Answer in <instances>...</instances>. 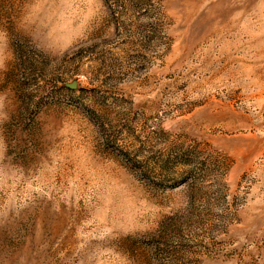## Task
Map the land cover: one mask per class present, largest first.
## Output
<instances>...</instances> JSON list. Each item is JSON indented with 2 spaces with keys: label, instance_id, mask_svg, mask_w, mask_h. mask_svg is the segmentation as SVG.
<instances>
[{
  "label": "rangeland",
  "instance_id": "rangeland-1",
  "mask_svg": "<svg viewBox=\"0 0 264 264\" xmlns=\"http://www.w3.org/2000/svg\"><path fill=\"white\" fill-rule=\"evenodd\" d=\"M0 264H264V0H0Z\"/></svg>",
  "mask_w": 264,
  "mask_h": 264
},
{
  "label": "water",
  "instance_id": "water-1",
  "mask_svg": "<svg viewBox=\"0 0 264 264\" xmlns=\"http://www.w3.org/2000/svg\"><path fill=\"white\" fill-rule=\"evenodd\" d=\"M70 86L71 87H74L75 86V82H72Z\"/></svg>",
  "mask_w": 264,
  "mask_h": 264
}]
</instances>
